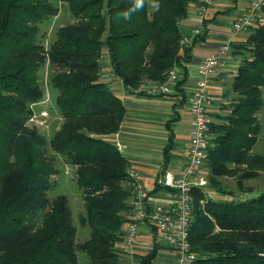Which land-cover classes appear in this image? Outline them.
Returning a JSON list of instances; mask_svg holds the SVG:
<instances>
[{"label":"trees","instance_id":"1","mask_svg":"<svg viewBox=\"0 0 264 264\" xmlns=\"http://www.w3.org/2000/svg\"><path fill=\"white\" fill-rule=\"evenodd\" d=\"M196 1L143 0L136 8V0H60L74 21L59 28L46 48L40 26L59 7L51 0H0V264H79L80 253L86 264L118 263L117 245L131 214V169L103 138L119 130L125 108L100 79L101 58L106 53L111 75L127 93L161 96L138 88L164 82L172 68L190 59L179 25ZM248 41L250 58L233 77L239 97L231 116L208 126L214 137L205 162L207 184L225 196L232 195L220 178L234 176L240 186L257 173L242 166L264 171V154L251 155L261 129L254 115L263 102L264 25ZM240 47L232 43L231 51ZM46 63L53 67L50 83L62 120L49 140L29 124L33 106L44 96L39 71ZM185 80L173 87L182 93ZM170 122L166 161L173 141ZM58 158L75 168L83 197L80 221L89 226L90 237L80 243L67 198L49 197L60 173ZM192 195L193 264H264V192L245 201L212 199L201 188ZM156 250L141 264H153Z\"/></svg>","mask_w":264,"mask_h":264},{"label":"crops","instance_id":"2","mask_svg":"<svg viewBox=\"0 0 264 264\" xmlns=\"http://www.w3.org/2000/svg\"><path fill=\"white\" fill-rule=\"evenodd\" d=\"M250 2L251 0H213L203 14L200 9L201 0L189 6L187 16L180 22L179 31L183 47L189 50L190 59L171 69L179 79L186 77L181 87L182 93L173 87L170 94L140 97L127 93L121 81L111 75L109 66L102 77L101 81L108 84L125 108L119 130L103 138L115 145L128 161L130 169L141 173L148 195L154 201H171L170 190L158 184L159 176L166 169L178 171L187 158L191 131L188 99L198 88L199 63L219 46L240 41L244 31L233 37L232 24L249 7ZM260 16L262 14L258 18ZM106 59L109 62L107 55ZM234 67L235 64L228 55L211 79L209 91L216 100L210 105L209 114H218L227 102L225 79L229 80ZM168 122L173 132V141L166 161L164 149L168 145L170 134L166 127ZM126 217L130 221L131 214ZM156 248L153 264H175L174 254L158 244L155 231L142 225L133 245L127 246L124 241L117 245L120 254L118 263L141 264V259Z\"/></svg>","mask_w":264,"mask_h":264},{"label":"built area","instance_id":"3","mask_svg":"<svg viewBox=\"0 0 264 264\" xmlns=\"http://www.w3.org/2000/svg\"><path fill=\"white\" fill-rule=\"evenodd\" d=\"M212 3L213 0H201V14ZM263 7L264 0H251L249 7L239 14L232 24L233 37L254 26ZM230 52L231 45L223 44L199 63L198 88L188 99L191 131L186 161L178 171L164 170L158 179L161 187L170 190L171 201L152 200L141 173L135 169L128 171V186L132 190V199L131 218L125 224L124 231V242L127 246L137 241L140 228L147 225L155 231L158 244L174 254L175 264H193L195 261L196 254L192 252L189 240L193 221L192 193L196 188L205 189L208 183L203 169L212 146L208 132L211 122L209 107L216 100L209 91V85L218 67ZM178 79V75L171 70L164 82H144L138 90L150 95L170 94Z\"/></svg>","mask_w":264,"mask_h":264},{"label":"rangeland","instance_id":"4","mask_svg":"<svg viewBox=\"0 0 264 264\" xmlns=\"http://www.w3.org/2000/svg\"><path fill=\"white\" fill-rule=\"evenodd\" d=\"M51 1L59 7V11L55 17L51 18L40 26L39 38L46 48H48L53 40H55V33L59 28L74 21L65 4L61 3L60 0ZM261 14L262 16L258 18V22H256L254 26L248 27L241 34V39L237 42L241 43L242 45L239 51H231L228 54L234 62L235 67L233 68L234 72L230 74L229 80L228 78L225 79V82L227 84L225 90V97L227 98V102L224 104V107L221 108L218 114H209V117L211 119L210 123H227L228 117L231 116L230 112L233 102H235L236 97H239V93L233 92L232 90L233 77L237 74L238 69L242 65L244 59L250 58L252 46L248 39L256 28L264 25V13L261 12ZM108 63L109 62L106 59V53H104L101 58V80L102 77H104L107 73L106 70L109 66ZM52 72L53 67L50 66L49 63H46L39 71V80L44 89V96L41 102L33 106L34 114L29 122L31 126H35L38 132L48 140L53 136L62 122L59 111L56 107V92L52 88L50 83ZM262 100L263 102L261 109L254 115L256 120L259 122L261 129L258 135L257 143L251 151V155L260 156L264 154V88L262 91ZM213 137L214 136L210 134L211 141ZM56 165L59 168L60 173L53 178L54 186L49 192V197L51 199L57 196H65L67 198L68 205L71 210L72 222L77 229L76 242L80 243L90 237V228L87 225H82L80 221L81 216L84 213V203L81 191L78 189L74 181L75 168L63 163L61 158L57 159ZM242 167L248 170H257L256 176L243 180L240 186H238L237 184L238 178L234 176L220 178L219 180H221L222 184L221 187L225 191L230 192L232 196H225L218 193L215 194V191L213 189H209L207 184L205 189L207 190L208 197L223 201H245L251 197H255L263 193L264 171L258 170L260 166L256 165L253 167ZM204 172L207 173V170ZM79 259V264H86V259L81 253Z\"/></svg>","mask_w":264,"mask_h":264},{"label":"clouds","instance_id":"5","mask_svg":"<svg viewBox=\"0 0 264 264\" xmlns=\"http://www.w3.org/2000/svg\"><path fill=\"white\" fill-rule=\"evenodd\" d=\"M142 4H143V0H136V4H135V6H136V8H139V7H141L142 6ZM127 13H125V17L127 18Z\"/></svg>","mask_w":264,"mask_h":264}]
</instances>
